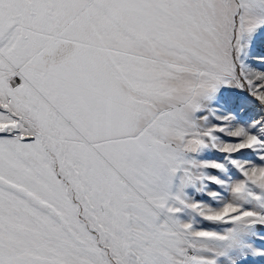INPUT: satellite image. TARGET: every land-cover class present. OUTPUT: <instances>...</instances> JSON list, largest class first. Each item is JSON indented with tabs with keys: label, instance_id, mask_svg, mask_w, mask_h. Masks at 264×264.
Wrapping results in <instances>:
<instances>
[{
	"label": "snow or ice",
	"instance_id": "6c2138e0",
	"mask_svg": "<svg viewBox=\"0 0 264 264\" xmlns=\"http://www.w3.org/2000/svg\"><path fill=\"white\" fill-rule=\"evenodd\" d=\"M0 264H264V0H0Z\"/></svg>",
	"mask_w": 264,
	"mask_h": 264
}]
</instances>
